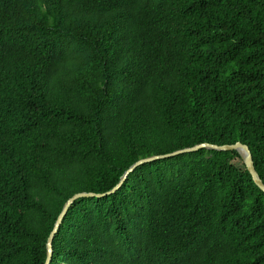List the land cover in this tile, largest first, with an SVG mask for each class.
<instances>
[{
  "label": "trees",
  "instance_id": "trees-1",
  "mask_svg": "<svg viewBox=\"0 0 264 264\" xmlns=\"http://www.w3.org/2000/svg\"><path fill=\"white\" fill-rule=\"evenodd\" d=\"M264 182V0H0V264H44L66 201L197 143ZM49 264H264L235 149L153 159L80 197Z\"/></svg>",
  "mask_w": 264,
  "mask_h": 264
},
{
  "label": "water",
  "instance_id": "water-1",
  "mask_svg": "<svg viewBox=\"0 0 264 264\" xmlns=\"http://www.w3.org/2000/svg\"><path fill=\"white\" fill-rule=\"evenodd\" d=\"M201 147H207V148H212V149H220V150H229V149H235L237 150L244 163L245 166L247 168V170L250 172L254 182L264 191V182L262 180V178L260 177L259 173L257 172V170L255 169V165H254V160H253V156L251 153V150L249 148V146L241 141H237L235 143L232 144H222V145H218V144H213V143H209V142H202V143H197L193 146H189V147H184V148H180V149H176L174 151L168 152V153H163V154H155V155H150L147 157H143L140 158L139 160H137L136 162H134L124 173V175L122 176L121 180L110 190L105 191V192H93V191H81V192H77L75 193L72 197H70L60 215L58 216L54 228L52 230V232L50 233L48 239H47V257L45 260L44 264H49L50 260L52 259V255H53V245H52V241H53V236L56 233L59 225L62 222L63 217L65 216L68 208L72 205V203L75 201V199L80 198V197H102L104 195H107L109 193L114 192L116 189H118L122 182L124 181V179L126 178V176L128 175V173L130 171H132L133 169H135L138 165L147 162V161H151L153 159H157V158H161V157H166V156H170V155H174V154H178L181 152H185V151H192V150H197Z\"/></svg>",
  "mask_w": 264,
  "mask_h": 264
}]
</instances>
